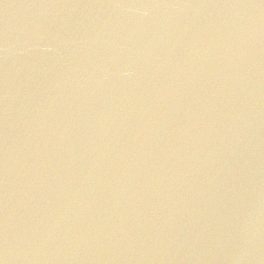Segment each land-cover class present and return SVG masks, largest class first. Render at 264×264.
Listing matches in <instances>:
<instances>
[{
	"label": "water",
	"instance_id": "95a60500",
	"mask_svg": "<svg viewBox=\"0 0 264 264\" xmlns=\"http://www.w3.org/2000/svg\"><path fill=\"white\" fill-rule=\"evenodd\" d=\"M0 264H264V0H0Z\"/></svg>",
	"mask_w": 264,
	"mask_h": 264
}]
</instances>
